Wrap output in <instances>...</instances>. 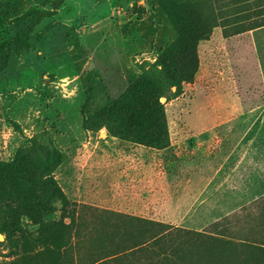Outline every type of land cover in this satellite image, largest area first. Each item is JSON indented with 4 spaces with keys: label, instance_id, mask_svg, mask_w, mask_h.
I'll return each instance as SVG.
<instances>
[{
    "label": "rangeland",
    "instance_id": "rangeland-1",
    "mask_svg": "<svg viewBox=\"0 0 264 264\" xmlns=\"http://www.w3.org/2000/svg\"><path fill=\"white\" fill-rule=\"evenodd\" d=\"M40 1L0 0V42L12 34L11 20L39 8ZM144 1L65 0L37 26L34 49L13 56L0 74V160L10 162L16 149L31 140L50 141L61 153L53 176L76 213L87 205L94 214L108 211L209 231L225 216L255 211L254 202L264 195V27L230 38L215 28L210 43H201L194 80L172 88L167 100L160 98L169 146L144 148L150 177L141 195L136 185L140 177L132 180L133 169H127L129 162L140 160L130 151L132 143L108 135L105 128L84 130L80 108L87 99L99 105L104 94L117 97L126 86L128 67L145 69L154 61L136 35L124 36L136 17L133 5ZM193 132H216L210 151L238 147L240 152L232 156L245 155V161L209 163L190 193L189 168L179 163L189 162ZM0 234L1 263L20 248ZM101 264L150 262L136 254Z\"/></svg>",
    "mask_w": 264,
    "mask_h": 264
},
{
    "label": "trees",
    "instance_id": "trees-1",
    "mask_svg": "<svg viewBox=\"0 0 264 264\" xmlns=\"http://www.w3.org/2000/svg\"><path fill=\"white\" fill-rule=\"evenodd\" d=\"M64 1L41 0L39 8L11 20L12 34L0 42V74L13 56L34 49L35 29ZM3 6L0 2V13ZM132 10L136 17L124 36L136 35L154 61L145 69L128 67L117 97L104 94L99 105L87 99L81 126L94 132L105 128L117 139L161 150L169 146V132L160 98L167 100L172 88L194 80L199 45L215 28L230 38L264 27V0H145ZM60 162V151L40 140L16 149L10 162L0 160V233L20 248L0 264H76L86 254L77 264L136 254L150 264H264V195L254 202L255 211L225 216L209 231L108 211L94 214L87 205L76 213L53 176Z\"/></svg>",
    "mask_w": 264,
    "mask_h": 264
},
{
    "label": "crops",
    "instance_id": "crops-1",
    "mask_svg": "<svg viewBox=\"0 0 264 264\" xmlns=\"http://www.w3.org/2000/svg\"><path fill=\"white\" fill-rule=\"evenodd\" d=\"M206 42L210 43L209 41H206ZM201 45L202 44L199 45V48ZM208 52L210 54H212L213 52V46H211L210 44L208 46ZM198 54H199V50H198ZM214 136H217L216 132H193L190 135V140H189V150H190L189 151V162H186L183 164L179 161L180 162L179 164L185 166V168H189V176L186 179V181L189 182L190 193H193V185L197 183L196 178H198V173L201 172V174H203L204 169H205V173L207 174L206 168L208 167L209 163L214 162V161H216L217 163H226L232 158L237 159L238 162L245 161V155L244 157L242 156L241 158L240 157L238 158V156H232L234 152H238V150H236L238 147H234L233 150H230L227 148L225 151H222L223 150L222 147L221 148L219 147L220 148V149L218 148L219 150L210 151L209 143L210 142L212 143V139ZM144 148L146 147L132 143L130 151L131 153L133 152V154L135 155L139 154L140 160L138 161L133 160L132 162H129L127 164V169L129 168L133 169L131 173L132 180L135 181L136 178L140 177L139 179H137L136 185L138 186V189L140 190L141 195L144 194V189L148 182L147 180L150 177L149 169L144 163L145 160H143V155L146 153ZM242 151H243L242 153H245L244 149ZM127 176L129 177L130 174L127 173ZM199 176L202 177V175H199Z\"/></svg>",
    "mask_w": 264,
    "mask_h": 264
},
{
    "label": "water",
    "instance_id": "water-1",
    "mask_svg": "<svg viewBox=\"0 0 264 264\" xmlns=\"http://www.w3.org/2000/svg\"><path fill=\"white\" fill-rule=\"evenodd\" d=\"M83 32H84V29L82 28L81 30H80V36L81 37H83ZM163 98H161V100H162ZM0 240H3V236L0 234Z\"/></svg>",
    "mask_w": 264,
    "mask_h": 264
}]
</instances>
